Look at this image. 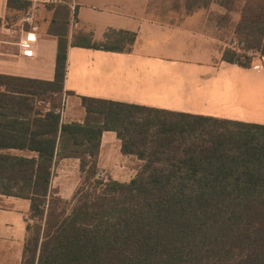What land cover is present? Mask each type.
<instances>
[{"label":"trees","instance_id":"16d2710c","mask_svg":"<svg viewBox=\"0 0 264 264\" xmlns=\"http://www.w3.org/2000/svg\"><path fill=\"white\" fill-rule=\"evenodd\" d=\"M30 5L7 0L9 11ZM48 33L52 81L0 75V194L30 202L21 264H264V125L89 97L83 123H64L69 45L123 52L135 34L109 30L93 43L77 32L69 43L62 5ZM234 33L243 47L223 61L264 58V0H245ZM105 131L142 161L127 183L96 178ZM63 159L79 161L69 212L51 186Z\"/></svg>","mask_w":264,"mask_h":264},{"label":"crops","instance_id":"0c3cea01","mask_svg":"<svg viewBox=\"0 0 264 264\" xmlns=\"http://www.w3.org/2000/svg\"><path fill=\"white\" fill-rule=\"evenodd\" d=\"M74 1L73 16L63 4L30 0L26 11L17 12L0 0V75L53 80L57 38L48 28L57 5L68 10L69 43L77 32L93 43L104 42L109 30L135 34L129 51L69 45L60 110L64 123H83L81 98L89 97L264 125V58L256 57L249 68L222 60L238 18H230L214 0L207 6L196 0ZM27 14L35 30L19 24ZM27 32L35 41L24 56L19 43ZM68 160L79 170L77 159L61 161ZM141 165L136 156L121 153L115 132H103L98 169L107 179L127 183ZM55 176L52 188L70 202L76 185H59ZM29 208L28 200L0 194V264H21Z\"/></svg>","mask_w":264,"mask_h":264},{"label":"rangeland","instance_id":"374dc122","mask_svg":"<svg viewBox=\"0 0 264 264\" xmlns=\"http://www.w3.org/2000/svg\"><path fill=\"white\" fill-rule=\"evenodd\" d=\"M197 2H201L202 4H206L209 3V1L211 0H196ZM216 3L217 0H214ZM228 2V6H230V18L233 16H236V18H240V13H241V8L243 7V4L245 2V0H227ZM220 5V4H219ZM207 6V5H206ZM75 19V18H74ZM73 19V22L74 21ZM238 22V21H237ZM239 40L236 38V36L234 35V40L230 41L229 43V47H232L235 43L237 44V46L243 47V45L241 43L238 42ZM248 55H252V53H248ZM254 56H258V54H254ZM42 104V103H40ZM46 106V105H45ZM101 171V170H98ZM103 173L104 178L106 177V173L105 170L101 171ZM55 177L57 179V183L59 185H76L75 190L77 189V187L79 186V177H80V173L78 170V167H76L75 161L74 160H68V161H61L57 164L56 166V172H55ZM108 179L106 178L105 181H107ZM70 204L67 205V212H69L71 205H72V201L69 202ZM29 217V216H28ZM27 221L30 222V224H32V221L27 218Z\"/></svg>","mask_w":264,"mask_h":264},{"label":"built area","instance_id":"2783aa9c","mask_svg":"<svg viewBox=\"0 0 264 264\" xmlns=\"http://www.w3.org/2000/svg\"><path fill=\"white\" fill-rule=\"evenodd\" d=\"M42 1L44 3H52V4H63V5H66V6H68V8H70L71 13L74 16L75 6H76L74 0H42ZM19 24L22 27L26 24L32 30H35V27L33 26L32 14H27L26 16H24L20 20ZM34 41H35L34 34L33 33H29V32H27L26 35L24 36V38L20 41L19 46L22 49V54L24 56H29L31 54L32 51L30 49V46H31V43H33ZM232 48L236 49L237 51L240 50V46H237L236 43L232 46ZM96 178L99 179V180H104V181L106 180V177L104 178L103 173L101 171H98L96 173Z\"/></svg>","mask_w":264,"mask_h":264}]
</instances>
